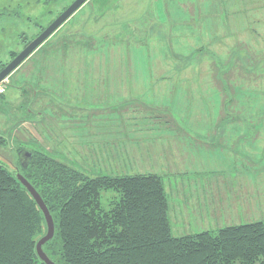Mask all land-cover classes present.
Masks as SVG:
<instances>
[{"label": "rangeland", "instance_id": "obj_1", "mask_svg": "<svg viewBox=\"0 0 264 264\" xmlns=\"http://www.w3.org/2000/svg\"><path fill=\"white\" fill-rule=\"evenodd\" d=\"M73 1L0 0V67ZM0 138L11 171L23 148L91 176L154 170L172 205L217 177L237 214L219 226L264 222V0H88L0 84Z\"/></svg>", "mask_w": 264, "mask_h": 264}, {"label": "trees", "instance_id": "obj_2", "mask_svg": "<svg viewBox=\"0 0 264 264\" xmlns=\"http://www.w3.org/2000/svg\"><path fill=\"white\" fill-rule=\"evenodd\" d=\"M33 152L22 171L54 217L44 250L58 264H264L263 221L176 235L161 175L91 176ZM45 232L37 203L0 163V264H45L36 251Z\"/></svg>", "mask_w": 264, "mask_h": 264}, {"label": "crops", "instance_id": "obj_3", "mask_svg": "<svg viewBox=\"0 0 264 264\" xmlns=\"http://www.w3.org/2000/svg\"><path fill=\"white\" fill-rule=\"evenodd\" d=\"M109 83L110 85L111 84L114 85V83L116 82L114 81L101 82V84H104V85L108 84L106 87L109 86ZM96 86L99 87V84L97 83ZM85 87H88V86H85ZM251 162L253 163V161ZM143 173H155V174L160 175V173L154 170H150V172H143ZM181 183L183 184V186H185V182L182 181ZM210 183L211 184L213 183L212 186L210 185ZM225 183H227V180L223 179L222 184H225ZM207 184H209L210 186H207V188L202 186V188L199 189V191L201 190V193H199L196 187L194 189L187 188V187H184L182 189L179 188L180 190H184V189L185 190L181 192L178 189L177 193H174V195H177V196H174L173 205L170 203V199L168 198L169 199L168 203H169L170 221L172 218L171 212L173 213L174 217L177 215H180L181 217L185 218V220L183 221L184 226L181 229L183 230V232H179L177 228V225L179 224L177 223V221L175 222L176 224L171 223L174 234L183 235L187 233H193L194 232L193 230H197V229L199 230V228H202V230H215L220 227H223L219 225H221V223H225V220L227 218L237 215V214H233L232 212L228 211V207L230 205L228 204V202L231 201V197L228 196L224 190H221V188L219 187L220 185H219L218 178L216 177V179L209 180ZM167 186L170 188L171 182L168 181L167 184L165 183L166 188ZM169 188L166 189V192L168 195H169L170 190L172 192V189L171 188L169 189ZM247 188L248 187H245L243 191H240L237 197H235V200H239L241 196L249 194V191L247 190ZM180 196L182 197V200H179ZM176 200L181 202L179 206L176 205L175 203ZM191 201H193V204H195V206H191L190 204ZM243 201H247V200H241V202ZM252 217H253V213H247L244 219H241L238 217L239 220L237 221V223H232L229 225L258 221L257 219H254Z\"/></svg>", "mask_w": 264, "mask_h": 264}, {"label": "water", "instance_id": "obj_4", "mask_svg": "<svg viewBox=\"0 0 264 264\" xmlns=\"http://www.w3.org/2000/svg\"><path fill=\"white\" fill-rule=\"evenodd\" d=\"M88 0H74L68 7H66L36 38L30 41L24 49L18 53L2 70H0V84L8 78V76L17 69L21 63L27 59L46 39H48L68 18H70L85 2ZM34 152L28 149H19L20 168L17 167L13 171L15 178L26 188L28 193L37 203L41 210L45 223L46 232L42 235L36 244V251L39 258L45 264H58L52 260L45 252L44 246L51 241L55 236V221L54 217L44 201L41 194L34 187V185L25 177L22 170H26L32 161Z\"/></svg>", "mask_w": 264, "mask_h": 264}, {"label": "flooded vegetation", "instance_id": "obj_5", "mask_svg": "<svg viewBox=\"0 0 264 264\" xmlns=\"http://www.w3.org/2000/svg\"><path fill=\"white\" fill-rule=\"evenodd\" d=\"M45 29V28H44ZM43 29V30H44ZM42 30V31H43ZM28 92V89L27 90H25L23 93L25 94V93H27ZM37 95H38V91H37V93L36 94H33V96H32V98H31V100L29 101V105H31L32 104V102H33V100H34V102H35V100H36V98H37ZM34 112V111H33Z\"/></svg>", "mask_w": 264, "mask_h": 264}]
</instances>
